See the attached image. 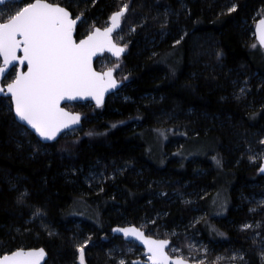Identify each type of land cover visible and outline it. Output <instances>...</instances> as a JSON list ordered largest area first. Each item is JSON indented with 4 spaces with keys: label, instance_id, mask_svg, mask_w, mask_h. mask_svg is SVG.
<instances>
[{
    "label": "trees",
    "instance_id": "trees-1",
    "mask_svg": "<svg viewBox=\"0 0 264 264\" xmlns=\"http://www.w3.org/2000/svg\"><path fill=\"white\" fill-rule=\"evenodd\" d=\"M49 2L74 17L83 12L77 40L129 5L115 35L126 45L119 60L127 81L101 108L77 104L86 117L81 128L46 145L0 98V256L43 248L45 264H77L87 240L86 264H119L130 242L112 229L155 220L160 238L194 227L212 251L209 263L230 264L236 252L237 264H263L264 50L253 29L264 0ZM155 134L168 136L157 160L148 142ZM190 142L202 153L187 154ZM92 171L104 178L96 188L85 181ZM218 190L228 207L222 216L210 206ZM250 222L260 226L244 229Z\"/></svg>",
    "mask_w": 264,
    "mask_h": 264
},
{
    "label": "snow or ice",
    "instance_id": "snow-or-ice-1",
    "mask_svg": "<svg viewBox=\"0 0 264 264\" xmlns=\"http://www.w3.org/2000/svg\"><path fill=\"white\" fill-rule=\"evenodd\" d=\"M6 2L23 6L17 7L14 12L9 11L6 17L0 10V94H4L5 98L10 97V104L20 122L30 126L44 140H54L62 129L70 128L81 119L79 113L65 110L61 101L91 97L97 106H101L105 102V93L119 83L113 76L118 64L97 72L92 61L97 53L105 50L117 59L125 51L126 45L114 41L113 33L119 28L129 5L125 4L111 14L109 26L103 29L94 27L77 41L74 32L77 22L83 18V12L73 17L68 7L49 0H32L28 3L24 0H0V5ZM234 8L235 5L228 11L232 12ZM260 24L264 25V20ZM257 35L259 44L264 45V31H258ZM179 42L175 41L177 44ZM8 76L12 78L5 83ZM261 171H264V167ZM24 196L21 193L18 201L23 202ZM40 212L37 209L33 215L38 216ZM243 227L249 228L251 225ZM118 231L143 242L150 264H170V261L172 264H188L182 256L173 258L168 254L165 250L168 240L153 239L135 226ZM86 244L87 240L78 246L81 264H84ZM44 256L43 248H18L0 256V264H40ZM120 264L125 262L121 260Z\"/></svg>",
    "mask_w": 264,
    "mask_h": 264
},
{
    "label": "rangeland",
    "instance_id": "rangeland-1",
    "mask_svg": "<svg viewBox=\"0 0 264 264\" xmlns=\"http://www.w3.org/2000/svg\"><path fill=\"white\" fill-rule=\"evenodd\" d=\"M16 9H17L16 5H15V8L11 7V5H9V6L6 5V6H3L0 8V10H3V15L5 17L8 15L9 11L14 12ZM261 18H264V15H261V17L259 19H261ZM106 26H108V21L101 28H105ZM93 29L94 28H93L92 24H90L88 26V33L90 31H92ZM115 41L121 45H124L123 41L120 37L115 36ZM117 64L119 65V67H116L114 69L116 72V78L118 81L124 83L127 81V79H126V76H124L121 72L123 69V61L122 60H114L110 56L106 55L101 60L98 61V64L96 67L99 71H104L105 69L113 67L114 65H117ZM7 82H5V83H7ZM115 95H119V93H116ZM66 109H68L71 112L80 113L82 115L83 119L86 118L85 115L82 114V112H81L80 105H77V104L68 105L66 107ZM78 130L73 131L69 134H73L74 132H77ZM167 140H168V136L166 137V136H163L161 134H159V136L157 134H155V135H151L148 137V142L150 143V146H151V153L153 155V159L157 160V158H159L158 147H159L160 143H162V145L164 142L168 143ZM182 143L183 142H181V141L175 142L173 144V146L174 145L178 146V144H182ZM195 149H196V147L194 145V142H190L186 146V153L190 154V153L194 152L195 154H198V155H199V153H202L201 149L197 148L196 149L197 152L194 151ZM175 156L176 155H173V157H175ZM103 179L104 178L101 174H98V173L92 171L85 178V181L90 186L96 188L100 184V182L103 181ZM224 196H225V192L218 190L217 195L213 196L210 199V206H212V209L214 212L213 214L216 216L219 215V213L221 216L224 215L221 213H225L227 208H228L227 207V201H226V204H224V202H225ZM203 216H204V214H202V216H200L199 219H201ZM154 219H157V217H155ZM155 224H156L155 220L154 221H147V222H145L144 225L139 226V228L144 230L147 235L158 238V239H169L172 237L176 238L175 245H172L167 249V252L170 256H172V257L182 256L185 260H188L191 262H196V263H202V264H212L213 263V262L209 263L206 259L207 256L209 255L208 253L212 252V251H210L209 246L206 242H204V239L201 238V235L198 232L196 233L194 227L192 228L189 226L188 227L185 226L183 229H181L180 231L174 232L172 235L170 234L166 237L160 238V237H156L153 234L154 231L156 230V228H154L152 226ZM246 225H251V227L246 228V229H254V228H258V226H260V224H258V225L256 224V226H252L251 222L247 223ZM256 236L258 237L259 233H256ZM130 249H131V251H130ZM177 249L179 251H176ZM118 252L120 253V251H118ZM257 252L260 256V261L264 264V237L261 239V241L258 244ZM141 254H142V250H140L135 243H133V242L127 243L126 245H124L122 247V256H124V257H122V256L118 257L119 258L118 259L119 264H120L121 260H123L125 262L124 258L127 257L128 255L132 256V258L135 259V258L140 257ZM79 257H80V252L78 251L77 264H81ZM221 258H225V257H221ZM242 258H243V256L240 253L234 252L231 257L227 258V261L230 264H237L236 263V262H238L237 260H241ZM214 263L217 264L218 262L215 261ZM84 264H86L85 259H84Z\"/></svg>",
    "mask_w": 264,
    "mask_h": 264
},
{
    "label": "water",
    "instance_id": "water-1",
    "mask_svg": "<svg viewBox=\"0 0 264 264\" xmlns=\"http://www.w3.org/2000/svg\"><path fill=\"white\" fill-rule=\"evenodd\" d=\"M5 4H7V2H6ZM5 4H4V5H5ZM4 5H0V8L3 7ZM125 13H126V12H125ZM125 13H124V15H125ZM124 15L122 16V18L124 17ZM73 17H74V16H73ZM122 18H121V20H122ZM261 20H264V18L259 19V20L255 23V25H254V29H253V36H254L255 41L257 42L258 46H259L262 50H264V45H260V44H259L258 35H257V34H258V31H264V25H261V24H260V21H261ZM81 21H82V20H81ZM81 21H78V22H77V27H78V25L81 23ZM110 24H111V21H110V19H109V21H108V26H109ZM76 29H77V28H76ZM101 29H103V28H101ZM120 29H121V23H120L119 28L116 29V30H114V33H113V39H114V36L120 31ZM93 30H94V29H93ZM75 33H76V31L74 32V36H75ZM75 38H76V37H75ZM77 41H78V40H77ZM114 41H115V40H114ZM18 54H22V53H18ZM105 55L110 56V57H111L112 59H114V60H119L120 58H122V57L125 55V51L121 54V57H120L119 59H117V58H116L111 52H109V51H107V50H105V51L102 52V53H97V55L93 57V61H92V63H93V67H94V69H95L97 72H101V71H98V70L96 69V66H95L96 61H97L98 59L103 58ZM0 63H2V58H0ZM24 70H26V69H24ZM113 76H114V78L116 79L115 74H114V71H113ZM5 79H6V78H5ZM116 80H117V79H116ZM117 81H118V80H117ZM4 82H5V80H4ZM118 82H119V83L117 84V86H116L115 88L109 89V90L105 93V97H104L105 102H106V99H107L108 97H110V96H112V95H115V94L118 93V92L121 90V88L123 87V82H120V81H118ZM0 98H5L4 94H0ZM8 99L10 100V97H9ZM105 102H104V104H105ZM73 104H90V105L95 106L96 108H101V107L104 106V104L101 105V106H97L96 103H95V100H94L93 98H91V97H77V98L74 99V100H65V101H61V106H62L63 108H65L66 105H73ZM11 107H12V114H13V116H14V119H15L16 123L19 124L20 126L24 127L25 129L27 128V130H28L29 132H31V133L33 134V136H34V137H35V138H36L41 144H44V145L55 143V142H57V141L59 140V138H60L61 136H63L64 134H67V133H71V132H73V131H76V130L80 129L81 126H82V115L79 113L80 116H81V119H80V121H79L77 124L70 126V128H68V129H62L61 132L57 134V137H56L54 140H44L43 138L39 137V135H38L37 133H35V131H34L33 129H31L30 126L26 125L24 122H20V121L18 120V118L15 116L14 107H13L12 105H11ZM65 110L69 111V110L66 109V108H65ZM69 112H71V111H69ZM73 113H77V112H73ZM262 167H264V155H263V157L261 158V163H260V167H259V174H260L261 176H264V171H261V168H262ZM131 226H135V225L116 226V227H114V228L112 229L111 234H112L113 236H116V237L121 238L124 242H133V243H135V244L137 245V247H138L140 250H142V254H141V256L138 257V258H135V259L132 261V264H150V262H149L148 259H147V253H146V249H145V247H144V245H143V242H142L140 239H138V238H136V237H133V236H128V237H126V236L123 234V232L118 231V229H120V228L131 227ZM135 227H137V226H135ZM137 228H139V227H137ZM141 230H142V229H141ZM142 231L144 232V234H145L146 236H149V235L146 234V232H145L144 230H142ZM151 237H152V236H151ZM152 238H153V239H157V240H168V241H169V244L165 246V250L167 251V249L170 247V240H169V239H158V238H154V237H152ZM33 249H40V248H33ZM2 256H3V255H2ZM171 257H172V256H171ZM173 258H175V257H173ZM46 261H47V253L45 252V256H44L43 259L40 261V264H45ZM186 261L188 262V264H202V263L191 262V261H188V260H186ZM170 264H172L171 261H170Z\"/></svg>",
    "mask_w": 264,
    "mask_h": 264
},
{
    "label": "flooded vegetation",
    "instance_id": "flooded-vegetation-1",
    "mask_svg": "<svg viewBox=\"0 0 264 264\" xmlns=\"http://www.w3.org/2000/svg\"><path fill=\"white\" fill-rule=\"evenodd\" d=\"M105 56H106V55H105ZM101 59H102V58H101ZM101 59H98V60L96 61V64H95V66H97V64H98V61H99V60H101ZM96 69H97V67H96ZM97 70H98V69H97ZM105 70H107V69H105ZM105 70H104V71H105ZM98 71H99V70H98ZM101 72H103V71H101ZM114 73H115V70H114ZM116 79H117V78H116Z\"/></svg>",
    "mask_w": 264,
    "mask_h": 264
},
{
    "label": "bare ground",
    "instance_id": "bare-ground-1",
    "mask_svg": "<svg viewBox=\"0 0 264 264\" xmlns=\"http://www.w3.org/2000/svg\"><path fill=\"white\" fill-rule=\"evenodd\" d=\"M62 137V136H61Z\"/></svg>",
    "mask_w": 264,
    "mask_h": 264
}]
</instances>
